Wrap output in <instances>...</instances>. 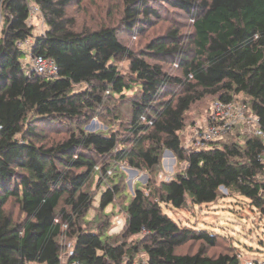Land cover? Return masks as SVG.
<instances>
[{
  "label": "trees",
  "instance_id": "1",
  "mask_svg": "<svg viewBox=\"0 0 264 264\" xmlns=\"http://www.w3.org/2000/svg\"><path fill=\"white\" fill-rule=\"evenodd\" d=\"M121 1L119 27L76 31L68 16L74 0H0V264H63V238L74 240L69 264H242L235 253L210 256L207 249L219 246V235L180 225L164 208L214 203L223 187L264 210L261 138H242L238 128L219 148L192 153L183 142L189 112L207 97L213 103L241 97L264 126V0ZM154 1L185 13L193 34L187 38L171 28L146 52H133L119 29L138 33L161 19ZM33 5L47 26L39 36L29 24ZM30 40V59L52 60L57 77L25 62L20 44ZM124 59L129 77L119 69ZM163 62L180 74L167 72ZM134 85L140 90L131 100V148L119 149L117 134L85 130L82 121L100 117ZM38 123L66 128V134L44 143ZM165 151L188 166L170 181L135 188L122 240H111L109 222L100 216L96 230L84 226L95 205L86 187L96 173L102 183L122 162L155 173ZM108 157L114 167L100 163ZM120 191L115 184L101 193L102 216L110 218L106 210ZM190 242L200 243L195 254L177 253Z\"/></svg>",
  "mask_w": 264,
  "mask_h": 264
},
{
  "label": "rangeland",
  "instance_id": "2",
  "mask_svg": "<svg viewBox=\"0 0 264 264\" xmlns=\"http://www.w3.org/2000/svg\"><path fill=\"white\" fill-rule=\"evenodd\" d=\"M156 9H160L162 18L155 20L150 26L145 27L143 31L128 33L119 29L120 40L128 46L133 52H146V45L155 37L164 35L169 29H180L183 36L190 38L193 34L192 21L185 13L171 8L165 3H151ZM35 6V5H33ZM31 6V7H33ZM30 7V8H31ZM122 1L121 0H74L68 8V16L74 18L76 31L96 30L105 26L119 27L121 20ZM2 19L1 31L4 24ZM29 24L34 28V34L39 36L45 33L47 26L42 15H36L29 20ZM30 40L21 48L27 54L25 62H31L30 59ZM165 70L170 74H180L175 71L170 62L161 63ZM120 71L129 77L128 60L124 59L118 63ZM139 86L134 85L130 91H125V99L117 95L112 101L109 109H104L100 117L90 118L88 121H82L87 132H103L106 134H117L122 144L131 148L132 145L127 140L131 138L129 133V122L131 121V100L139 94ZM178 95L181 90H176ZM214 101L213 97H207L203 102L193 106L188 114V131L195 120H200L205 110ZM144 122V121H143ZM38 132L41 134V140L44 143H51L62 139L66 134V128L44 126L38 123ZM235 139H238L235 136ZM131 140V139H130ZM100 163L114 167V158L108 157L100 160ZM101 166V165H100ZM100 166L98 170L100 169ZM188 164L180 162L176 156L165 151L160 167L155 173L148 170H137L131 168L125 162L118 163L117 167L110 171L109 178L99 183V175L96 173L93 180L86 187V191L95 196L94 208L87 217L86 226L89 229L96 230L98 227L97 217L100 216L103 222H109L107 230L108 236L112 241L122 240V233L126 223L125 207L130 202L135 193V188H145L150 180H156L157 183L172 180L176 174L185 170ZM120 185V193L117 195L113 205L109 206L106 214L110 218L101 215L99 209V198L103 191L109 186ZM10 206V205H9ZM165 212L174 220L183 226H191L200 230H208L219 235V246L208 248L210 256L218 255L224 252L238 254L242 264H264V210L261 211L251 205V201L240 196L236 192L221 188L218 199L211 204L197 205L189 201L187 207L183 210H172L165 207ZM131 241V240H130ZM62 244L68 246L63 252V256L69 248H73L74 240L68 238L62 239ZM200 248V243L190 242L177 250L178 254H195ZM140 260V259H139ZM140 261H143L141 259Z\"/></svg>",
  "mask_w": 264,
  "mask_h": 264
},
{
  "label": "built area",
  "instance_id": "3",
  "mask_svg": "<svg viewBox=\"0 0 264 264\" xmlns=\"http://www.w3.org/2000/svg\"><path fill=\"white\" fill-rule=\"evenodd\" d=\"M39 14L41 13L37 6L30 8V18ZM1 26L2 19H0ZM28 43L29 41L24 44ZM24 44L20 45L23 46ZM31 62L33 70L38 74L50 78L58 76V66L52 60L36 56L31 57ZM142 121L145 122L147 119L143 117ZM238 128H241L242 138L256 136L261 138L264 143L262 119L253 111L248 102L241 97H236L228 102L215 101L210 108V112L204 118L197 120L188 131L184 132V149L188 153H192L219 148L222 143L229 141L237 133ZM2 129L3 127L0 125V132ZM259 160L263 164L262 179L264 180V153ZM261 196L264 197V190L261 191ZM72 255L73 248H69L68 252L62 257L63 264H69L68 261ZM72 264L80 263L74 262ZM135 264H148V261L137 259Z\"/></svg>",
  "mask_w": 264,
  "mask_h": 264
},
{
  "label": "water",
  "instance_id": "4",
  "mask_svg": "<svg viewBox=\"0 0 264 264\" xmlns=\"http://www.w3.org/2000/svg\"><path fill=\"white\" fill-rule=\"evenodd\" d=\"M167 152H169V153H171V155H173V153H172L171 151H166V153H167Z\"/></svg>",
  "mask_w": 264,
  "mask_h": 264
}]
</instances>
